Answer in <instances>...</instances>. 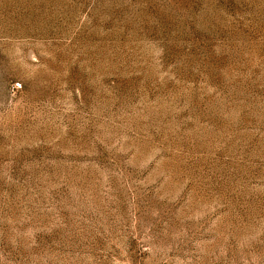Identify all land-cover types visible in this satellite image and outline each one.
<instances>
[{"label": "rangeland", "instance_id": "obj_1", "mask_svg": "<svg viewBox=\"0 0 264 264\" xmlns=\"http://www.w3.org/2000/svg\"><path fill=\"white\" fill-rule=\"evenodd\" d=\"M0 264H264V0H0Z\"/></svg>", "mask_w": 264, "mask_h": 264}]
</instances>
